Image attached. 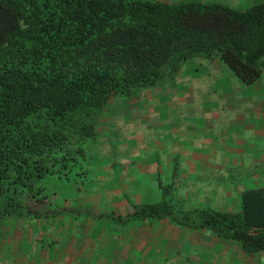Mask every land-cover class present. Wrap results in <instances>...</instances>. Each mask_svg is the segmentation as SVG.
Instances as JSON below:
<instances>
[{
    "label": "trees",
    "instance_id": "16d2710c",
    "mask_svg": "<svg viewBox=\"0 0 264 264\" xmlns=\"http://www.w3.org/2000/svg\"><path fill=\"white\" fill-rule=\"evenodd\" d=\"M219 58L245 83L264 73V0L246 9L219 2L0 0V226L37 215L50 175L85 173L87 143L114 94L175 75L192 58ZM33 199V200H32ZM135 217H172L209 228L247 253L264 250V188L242 210L179 215L167 200Z\"/></svg>",
    "mask_w": 264,
    "mask_h": 264
},
{
    "label": "crops",
    "instance_id": "0c3cea01",
    "mask_svg": "<svg viewBox=\"0 0 264 264\" xmlns=\"http://www.w3.org/2000/svg\"><path fill=\"white\" fill-rule=\"evenodd\" d=\"M231 70L192 58L144 91L114 94L96 120L103 158L67 180L71 198L0 228V264H264V250L209 228L132 216L162 200L178 215L240 212L242 194L264 188V73L247 84Z\"/></svg>",
    "mask_w": 264,
    "mask_h": 264
},
{
    "label": "rangeland",
    "instance_id": "374dc122",
    "mask_svg": "<svg viewBox=\"0 0 264 264\" xmlns=\"http://www.w3.org/2000/svg\"><path fill=\"white\" fill-rule=\"evenodd\" d=\"M161 1H167V2H181V1H197V2H219L234 8L238 9H246L251 5H254L260 1L263 0H161ZM194 59H199L203 60L200 57L194 58ZM231 70V68H230ZM232 71V70H231ZM174 76V75H173ZM162 82V81H161ZM160 83V82H159ZM147 88V87H146ZM144 91V87L138 88L137 91ZM108 146L107 142H103L101 138H95V139H89L87 143V154H88V159L90 157L91 163H94L96 160L99 158H103L104 155V150H102L104 147ZM88 162V161H87ZM42 182H45V184H48V186L43 189L39 195L48 193L50 194V198H56L57 196H60L62 199L65 197L71 198V195L74 193L72 189V184H69V181L65 179H61V181L57 178L54 177V175H50L48 177H45L42 179ZM33 200V199H32ZM45 204L43 202L37 201L34 202V206H32V211H44L45 209ZM10 219H4V223L0 226V228L4 225L8 226L10 223ZM1 231V230H0ZM1 235H0V242H1ZM7 237V236H5ZM8 238V237H7ZM8 254V250L6 251V255Z\"/></svg>",
    "mask_w": 264,
    "mask_h": 264
}]
</instances>
